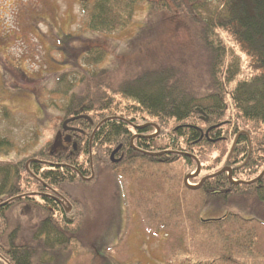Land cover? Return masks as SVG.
Masks as SVG:
<instances>
[{
  "label": "trees",
  "instance_id": "1",
  "mask_svg": "<svg viewBox=\"0 0 264 264\" xmlns=\"http://www.w3.org/2000/svg\"><path fill=\"white\" fill-rule=\"evenodd\" d=\"M77 2L87 28L103 34L126 28L139 2L181 19L195 50L205 59L207 80L203 83L199 77L198 56L197 61L179 64L173 56L162 58L159 45L154 56L135 57L137 71L127 73L113 90L107 71L84 69L100 64L105 50L82 47L84 68L74 66L57 74L55 90L50 91L65 90L58 134L23 162L0 164V264H61L62 253L81 229L83 210L66 195L65 187L91 183L108 173L141 183L145 177L157 179L159 183L150 188L161 192L157 194L163 199L155 206L168 212L167 218L166 211L160 215L163 226L159 228L167 232L165 237L184 231L183 239L177 241L190 240L195 248L192 256L213 257L212 264H264V251L261 256L255 252L258 233L264 229V175L254 184L233 185L226 173L217 174L228 168L234 182H251L264 171V0ZM13 114L0 106V124L7 123L0 132L3 154L13 147L9 131ZM69 120L73 121L67 123V133L63 124ZM116 150L118 162H112ZM171 166L178 169L165 176ZM198 166L199 174L188 180L193 187L217 175L198 189H189L184 179L196 173ZM160 168L163 173L157 171ZM156 172L165 177L155 178ZM176 177L172 184L182 188L181 196L179 190L165 187L166 179ZM173 193L178 197H172ZM58 196L65 199L61 207L54 201ZM241 200L256 202L263 219L245 220L229 212L219 219L201 217L203 212ZM20 205L38 207L43 213L31 239L22 244L18 243L21 229L10 214ZM153 225L150 229L156 234L160 229ZM188 252L182 253L187 258L181 264H189Z\"/></svg>",
  "mask_w": 264,
  "mask_h": 264
},
{
  "label": "rangeland",
  "instance_id": "2",
  "mask_svg": "<svg viewBox=\"0 0 264 264\" xmlns=\"http://www.w3.org/2000/svg\"><path fill=\"white\" fill-rule=\"evenodd\" d=\"M85 45L105 50V59L94 68L83 67L81 55ZM159 45L163 49L160 52L162 58L169 60L173 56L179 64L192 63L191 59L197 61L198 56L197 70H201L199 77L205 83L206 62L195 50L187 26L179 18L172 19L167 14L153 11L145 2L137 3L126 28L103 34L87 28L77 0H0V106H6L14 113L13 123L9 126L13 147L0 153V164L23 162L51 143L58 134L66 98L63 88L60 94L50 93L55 90L57 74L74 69V66L88 71L105 70L109 75V86L114 90L127 73L137 71L136 58H144L147 53L154 56ZM6 124H0V132ZM59 136L64 137V134ZM176 169L178 167L171 166L165 176ZM157 171L163 173L164 169ZM114 174L100 175L91 183L65 187L66 195L76 199L83 210L79 213L81 229L68 251L62 253L61 264H181L187 258L182 254L186 250L189 251L186 263L209 261L207 264H212L213 257L192 256L195 248L190 240L186 243L177 241L183 239L184 231L177 230L165 237L167 232L159 228L163 226L160 215L166 208L162 211V207L155 206L163 199L157 194L161 192L150 188L159 183L157 179L145 177L141 183ZM155 175V178L160 176L159 172ZM176 179H166L165 187L179 190L181 196L182 188L177 189L172 184ZM252 181L254 184L257 180ZM178 194L171 195L178 197ZM256 206L251 200L233 201L229 207L203 212L201 217L203 220L219 219L229 212L245 220H261L263 215ZM10 214L12 223L21 229L18 243L29 241L33 228L42 217V210L20 205ZM164 215L167 218L168 212ZM172 217L177 220L174 215ZM152 224L160 229L156 234L152 233L154 228L150 229ZM256 248L255 252L261 256L264 229L258 233Z\"/></svg>",
  "mask_w": 264,
  "mask_h": 264
},
{
  "label": "water",
  "instance_id": "3",
  "mask_svg": "<svg viewBox=\"0 0 264 264\" xmlns=\"http://www.w3.org/2000/svg\"><path fill=\"white\" fill-rule=\"evenodd\" d=\"M199 113L201 114L200 111H199ZM71 121H73V120L66 121V122L63 124V130H67V129H66V125H67V123H69V122H71ZM205 121H206V120H205ZM66 140H67V142H69V138H68V137L66 138ZM233 148H234V144H233V146H232V149H231L230 153H232ZM116 152H117V150L114 151V153L111 155V161H112V162H117V161L114 160V155H115ZM153 156H160V155H153ZM199 171H200V168H199V166H198V168H197V170H196V173H194L193 175H190V176H188V177H186V178L184 179V185H185L187 188H189V189H193V190H194V189H198V188L201 186V184H202L207 178H212V177L216 176L217 174H224V173L227 174V177H228V181H229V183H231V184H233V185H244V184H246V185H250V184H252V183L254 182V181H251V182H234V181L232 180V177H231V170L228 169V168H225V169H223L222 171H220V172L217 173V174H213V175H210V176H208V177L203 178V179L201 180V182L199 183V185H197V186H195V187H191V186H189V185L187 184L188 180H189L190 178H192V177L197 176L198 173H199ZM263 175H264V171L261 173V175H260L256 180H259L260 178H262Z\"/></svg>",
  "mask_w": 264,
  "mask_h": 264
},
{
  "label": "flooded vegetation",
  "instance_id": "4",
  "mask_svg": "<svg viewBox=\"0 0 264 264\" xmlns=\"http://www.w3.org/2000/svg\"><path fill=\"white\" fill-rule=\"evenodd\" d=\"M66 129H67V127H66ZM64 131L68 133V129L67 130H64ZM54 201H55V203L57 204L58 207H61V206L64 205L65 199L64 198H61L60 196H58V198L57 197H54Z\"/></svg>",
  "mask_w": 264,
  "mask_h": 264
}]
</instances>
